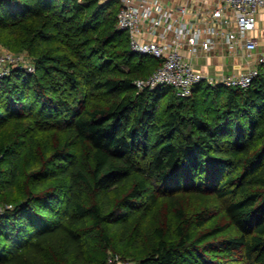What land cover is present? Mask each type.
Here are the masks:
<instances>
[{
	"label": "trees",
	"instance_id": "obj_1",
	"mask_svg": "<svg viewBox=\"0 0 264 264\" xmlns=\"http://www.w3.org/2000/svg\"><path fill=\"white\" fill-rule=\"evenodd\" d=\"M119 10L118 0L0 1V25L22 27L8 45L36 67L0 78V132L11 127L0 203L12 205L0 215V264L133 262L96 258L93 243L128 237L158 196L181 223L171 241L159 230L140 264H264V64L248 89L140 91L161 61L130 50ZM188 191L226 199L225 220L208 227L210 207L188 218L177 198Z\"/></svg>",
	"mask_w": 264,
	"mask_h": 264
},
{
	"label": "built area",
	"instance_id": "obj_2",
	"mask_svg": "<svg viewBox=\"0 0 264 264\" xmlns=\"http://www.w3.org/2000/svg\"><path fill=\"white\" fill-rule=\"evenodd\" d=\"M118 1V27L128 33L130 50L161 61L148 78L135 82L140 91L168 85L178 97L186 98L203 82L248 89L259 76L264 54L254 56L260 44L254 32L264 11V0H185L184 4L164 0ZM185 50L193 57L211 51L244 53L253 65L238 74L212 77L197 70L184 55ZM24 60V56L0 49V78L15 68L34 72V66H28ZM11 208L12 205L0 204V215ZM106 264L134 262L111 253Z\"/></svg>",
	"mask_w": 264,
	"mask_h": 264
},
{
	"label": "rangeland",
	"instance_id": "obj_3",
	"mask_svg": "<svg viewBox=\"0 0 264 264\" xmlns=\"http://www.w3.org/2000/svg\"><path fill=\"white\" fill-rule=\"evenodd\" d=\"M101 1V0H100ZM43 21V20H42ZM264 23V22H263ZM32 26V25H31ZM22 27L18 29H7L0 25V49L4 51H10L15 53L18 56H24L25 64L28 66L35 67V58L26 50H20L18 47H10L8 45L11 37L15 36L22 31ZM264 28V24H263ZM13 30V31H12ZM12 31V32H11ZM11 32V33H10ZM261 34V33H260ZM262 35V34H261ZM260 40V50L263 49L261 54H264V38L261 36ZM59 44V41H52L48 43L47 47H55ZM43 50V48L41 49ZM65 51V50H64ZM125 70H131L130 67H125ZM35 71V70H34ZM149 75L145 78H142V75L139 76L137 80H143L148 78ZM136 80V81H137ZM208 84V83H207ZM220 86V84H219ZM215 87V86H214ZM82 88V87H81ZM84 90V88H82ZM101 98V96H99ZM100 104H104L99 100ZM11 127L4 129L0 132V138L2 141L9 138ZM43 136V137H41ZM39 140H45V134H40L38 136ZM124 192V190H123ZM177 198L180 200L184 212L188 218H191L196 212L199 210L210 207V209L214 212H218V216L214 218V220L209 223L207 226H211L218 221L222 220L220 217L224 210L223 208L226 206L227 200L219 199L215 193L213 192H186V193H178ZM114 196V194H113ZM1 205H4L0 203ZM133 225L131 227V234L128 237H124L122 233L113 231L111 234V242L110 248L108 250H103L102 247H99V243L96 241L93 243V255L96 258H102L108 255L111 252H119L125 255H128L132 259H134V264H140L142 258L149 255L153 246L158 242L160 232L162 231L164 237L171 241L176 237V229L178 225L181 223L177 218L176 211L172 206L171 202L164 198L163 196H158V203L154 206H151L146 214H138L134 217ZM192 231L194 232L193 228ZM237 230L233 227L230 228L227 232L222 234L221 236H232L235 235ZM217 253H220V250H216ZM229 264H245L243 259L238 261H231Z\"/></svg>",
	"mask_w": 264,
	"mask_h": 264
},
{
	"label": "crops",
	"instance_id": "obj_4",
	"mask_svg": "<svg viewBox=\"0 0 264 264\" xmlns=\"http://www.w3.org/2000/svg\"><path fill=\"white\" fill-rule=\"evenodd\" d=\"M106 0H101L104 2ZM171 4H184L185 0H164ZM264 11H261L259 15V23L254 34L260 39L261 36L264 38ZM262 35H261V34ZM260 45V44H259ZM263 52V49L258 50L254 53V56H259ZM184 55L191 60L195 68L209 76L219 77L224 75L238 74L248 67L253 65V61H250L244 53L238 55H228L222 51H211L201 53L200 56L193 57L190 53L185 50Z\"/></svg>",
	"mask_w": 264,
	"mask_h": 264
}]
</instances>
